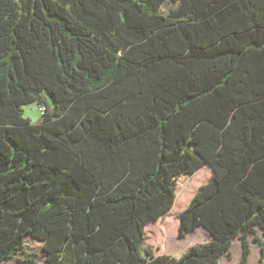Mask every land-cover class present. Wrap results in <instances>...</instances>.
Returning <instances> with one entry per match:
<instances>
[{
	"label": "trees",
	"instance_id": "1",
	"mask_svg": "<svg viewBox=\"0 0 264 264\" xmlns=\"http://www.w3.org/2000/svg\"><path fill=\"white\" fill-rule=\"evenodd\" d=\"M256 226L264 0H0V263H262Z\"/></svg>",
	"mask_w": 264,
	"mask_h": 264
},
{
	"label": "rangeland",
	"instance_id": "2",
	"mask_svg": "<svg viewBox=\"0 0 264 264\" xmlns=\"http://www.w3.org/2000/svg\"><path fill=\"white\" fill-rule=\"evenodd\" d=\"M171 3L167 1L164 6H163V11H167L168 8L170 7ZM43 106L44 104H39L37 102H31L23 105V110H24V115L28 117L33 123H38L41 122L43 119ZM182 206V200L180 201L179 205L177 206V209H179ZM170 229L172 228V224H169ZM258 234L264 239V233L263 229L260 226H256ZM204 230L207 232L206 235H202L199 232H197L195 235L193 234L191 238H197V242H203L208 236L210 238L209 232L204 228ZM249 238L251 240V257L249 259L248 264H262L260 263V253H261V246L259 243L253 241V236L252 234L249 235ZM207 240V239H206ZM188 239L186 238H177V237H168L165 239V245L169 246L172 248L173 246L176 245H181L184 242H187ZM27 246H28V251L29 253H24L22 251H19L15 254V258H11L8 260H5L1 262L0 264H18L16 258L24 257L26 255H32L35 256L39 261H45V256H44V249H43V242L35 240L31 237H28L26 239ZM242 247H241V241L238 237H236L232 243L231 247V258L232 261L235 262L237 257L241 255ZM264 261V260H263Z\"/></svg>",
	"mask_w": 264,
	"mask_h": 264
},
{
	"label": "crops",
	"instance_id": "3",
	"mask_svg": "<svg viewBox=\"0 0 264 264\" xmlns=\"http://www.w3.org/2000/svg\"><path fill=\"white\" fill-rule=\"evenodd\" d=\"M199 231H200V233L202 235H206L207 234V232L204 230V227L200 226L194 232L188 233L185 237H183V239L184 238L188 239L187 242H184L183 244L181 243V245L173 246L172 248H170L169 246L165 245V239L168 238V236H165L163 238V241H162L161 253L170 254V255H174V256H180L183 252H185L188 248H190L193 244H195V241H197V238L194 239V238H191V236L193 234L195 235ZM206 237H207L206 239L208 240L209 237L208 236H206ZM206 239H205V241H206ZM241 253H242V251H241ZM250 257H251V255H250ZM240 258H241V255L239 257H237V259L235 260V262H233L231 257L222 256L218 260V263L217 264H238ZM262 264H264V261H263Z\"/></svg>",
	"mask_w": 264,
	"mask_h": 264
},
{
	"label": "built area",
	"instance_id": "4",
	"mask_svg": "<svg viewBox=\"0 0 264 264\" xmlns=\"http://www.w3.org/2000/svg\"><path fill=\"white\" fill-rule=\"evenodd\" d=\"M42 109H43V112H45V110H46V107H45V106H43V108H42Z\"/></svg>",
	"mask_w": 264,
	"mask_h": 264
}]
</instances>
